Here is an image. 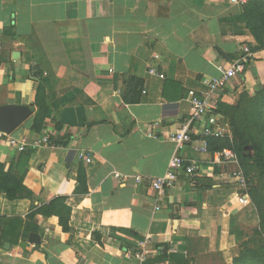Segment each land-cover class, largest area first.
Segmentation results:
<instances>
[{
	"label": "crops",
	"instance_id": "obj_1",
	"mask_svg": "<svg viewBox=\"0 0 264 264\" xmlns=\"http://www.w3.org/2000/svg\"><path fill=\"white\" fill-rule=\"evenodd\" d=\"M251 27L264 35V0H0V106L32 109L10 133L25 149L1 140L0 163L34 196L0 193V264H181L174 255L231 264L249 212L230 176L241 165L213 162L217 142L203 150L201 122L180 146L171 135L191 114L187 92L205 91L219 64L258 45ZM250 51L245 72L212 95L231 138L233 108L264 89V47ZM37 77L49 95L40 132L31 129ZM174 154L184 169L157 194L151 181ZM80 167L86 193L76 192ZM144 242L139 262L132 253Z\"/></svg>",
	"mask_w": 264,
	"mask_h": 264
},
{
	"label": "built area",
	"instance_id": "obj_2",
	"mask_svg": "<svg viewBox=\"0 0 264 264\" xmlns=\"http://www.w3.org/2000/svg\"><path fill=\"white\" fill-rule=\"evenodd\" d=\"M248 0H231V2L245 4ZM242 50L245 57L241 61L233 62L230 65L219 64L218 70L220 72V77L211 79L205 82L206 89L203 92H198L195 90H189L187 96L191 103V114L189 119L180 126V129L171 135V139L175 142L176 146H180L184 142L189 140V125L192 122H201L203 124L201 128L202 139L205 142L203 150H206V139L207 138H231V134L226 132L222 126L219 124L218 115L215 112V108L212 105V95L218 89L224 87L227 81L243 74L246 70V62L250 59L252 52L247 46H243ZM111 71V70H110ZM153 72V71H151ZM145 92L144 90L142 91ZM4 140L7 143L17 149L18 151H23L25 149L24 140H18L14 137H11L10 134L0 132V141ZM86 162L90 161L88 155L83 156ZM213 162L218 164H234L238 165V155L236 152L230 148H224L221 151H218L213 156ZM184 169L183 159L174 154L170 157L168 161V168L166 173L158 178H155L151 181V186L156 190L157 194H163L166 188L172 186L177 178V174ZM195 167H189V174H193ZM116 178H121L120 174L115 173ZM232 180L236 183V199L239 204L247 205L249 203V194L247 189V180L244 175V172L240 167L230 173ZM136 181H140V177L136 178ZM148 256V250L146 248L145 242L140 244L139 248L132 253V257L139 261L143 262Z\"/></svg>",
	"mask_w": 264,
	"mask_h": 264
},
{
	"label": "rangeland",
	"instance_id": "obj_3",
	"mask_svg": "<svg viewBox=\"0 0 264 264\" xmlns=\"http://www.w3.org/2000/svg\"><path fill=\"white\" fill-rule=\"evenodd\" d=\"M239 112V123L246 131L245 151L252 157L241 166L247 180L249 203L246 206L249 212L247 222L239 221L238 231L234 234L238 246L235 258L247 256L248 260L235 262L234 258L231 264H253L256 256L264 254V101L254 97L242 103ZM238 160L241 165L239 157ZM176 261L181 264H224L215 257L202 256H184Z\"/></svg>",
	"mask_w": 264,
	"mask_h": 264
},
{
	"label": "trees",
	"instance_id": "obj_4",
	"mask_svg": "<svg viewBox=\"0 0 264 264\" xmlns=\"http://www.w3.org/2000/svg\"><path fill=\"white\" fill-rule=\"evenodd\" d=\"M249 23L251 20H249ZM251 25V24H250ZM252 34L258 43L257 46L250 48L252 51L257 50L258 48L264 47V35L257 32L255 28L251 27ZM38 72L34 73L33 76H38ZM136 93V91H134ZM140 94V90H139ZM49 95L46 92L44 81L37 77V84L34 92V101L31 104V106L35 109V116H34V123L32 125V131L34 132H40V125L41 123L46 119L47 116V110H48V99ZM258 98V100L264 101V89L261 90L256 96L255 99ZM251 99L243 100L240 99L238 106L233 108V113L231 115L230 121H231V127H232V138H213V141L217 142V148L215 149L217 152L221 151L224 148H230L236 152L240 159L241 166H245L249 159L252 157L245 151V146L247 145V138L245 136L246 131L242 130V124L239 123L238 115H239V109L242 103L247 102ZM135 102H138L139 99L136 98L133 100ZM210 139V138H209ZM51 141V140H50ZM55 144L58 143L54 141ZM63 145H66V143H62ZM216 145V144H214ZM261 146V145H259ZM261 161V160H260ZM76 192L78 193H86V176L84 169L82 167L79 168L78 174H77V188ZM0 193L4 194L5 198L8 202H12L16 199H22V198H28V199H34V196L30 190H28L22 180V176L13 174L10 169L5 168L3 163H0ZM63 198H57L54 200L53 204L54 206H60V218L59 223L62 226V229L64 231H69V227L67 225V221H65L63 218V214H65L66 211H68V207L62 206L64 205ZM43 208L44 210L47 209ZM92 236L94 238H98L100 236L99 233H97L95 230L92 231ZM16 244V243H14ZM179 257H183L182 255H174L171 257V259H176ZM236 259V258H235ZM234 261H247L248 257H240ZM253 264H264V254H260V256H256L253 259Z\"/></svg>",
	"mask_w": 264,
	"mask_h": 264
},
{
	"label": "water",
	"instance_id": "obj_5",
	"mask_svg": "<svg viewBox=\"0 0 264 264\" xmlns=\"http://www.w3.org/2000/svg\"><path fill=\"white\" fill-rule=\"evenodd\" d=\"M32 113V109L26 105H2L0 106V132L10 134ZM30 242L38 243L39 238L36 234L29 235ZM5 248H8L6 245Z\"/></svg>",
	"mask_w": 264,
	"mask_h": 264
}]
</instances>
